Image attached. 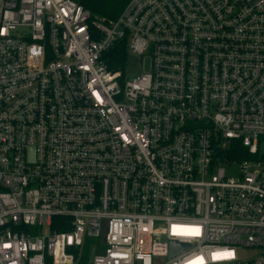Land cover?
<instances>
[{"label": "built area", "instance_id": "1", "mask_svg": "<svg viewBox=\"0 0 264 264\" xmlns=\"http://www.w3.org/2000/svg\"><path fill=\"white\" fill-rule=\"evenodd\" d=\"M0 264H264V0H0Z\"/></svg>", "mask_w": 264, "mask_h": 264}, {"label": "trees", "instance_id": "2", "mask_svg": "<svg viewBox=\"0 0 264 264\" xmlns=\"http://www.w3.org/2000/svg\"><path fill=\"white\" fill-rule=\"evenodd\" d=\"M87 8L97 19H114L118 16L127 0H76ZM125 60V47L123 44L113 47L107 56V67L110 70L121 69ZM227 156L235 159H250L249 154L239 141H233L227 149Z\"/></svg>", "mask_w": 264, "mask_h": 264}, {"label": "rangeland", "instance_id": "3", "mask_svg": "<svg viewBox=\"0 0 264 264\" xmlns=\"http://www.w3.org/2000/svg\"><path fill=\"white\" fill-rule=\"evenodd\" d=\"M127 58H128V63L126 67H124V70H123L126 79H130L139 73L148 72L149 66H148L147 58L141 59V61L138 63L135 62V58L131 54H128ZM233 168L235 169L236 167L233 166ZM230 175L234 176L235 174L230 173ZM94 252L96 254H100L102 253V248L96 247ZM237 254L240 259L246 260V259H251L254 256H256L258 254V250L243 248V249L238 250Z\"/></svg>", "mask_w": 264, "mask_h": 264}, {"label": "water", "instance_id": "4", "mask_svg": "<svg viewBox=\"0 0 264 264\" xmlns=\"http://www.w3.org/2000/svg\"><path fill=\"white\" fill-rule=\"evenodd\" d=\"M183 246H185V244L177 243L175 241H170L169 242L170 254H172V252H175L176 250H178L180 247Z\"/></svg>", "mask_w": 264, "mask_h": 264}]
</instances>
